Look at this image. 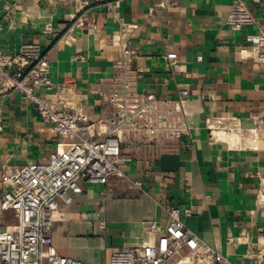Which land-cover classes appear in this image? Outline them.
<instances>
[{"label":"crops","instance_id":"crops-1","mask_svg":"<svg viewBox=\"0 0 264 264\" xmlns=\"http://www.w3.org/2000/svg\"><path fill=\"white\" fill-rule=\"evenodd\" d=\"M243 1L255 23L235 30L226 21L237 0H0L1 50L40 44L53 84L75 87L95 134L109 128L116 108L107 99L116 90L129 104L153 96L188 127L180 138L155 143L126 127L123 175L82 182L72 204H60L52 230L60 254L110 264L117 250L155 243L159 234L147 226L166 225L170 204L233 264H264V58L244 40L264 28V0ZM212 117L239 118L237 137L213 140L206 127ZM72 140L44 123L32 102L0 89L2 227L15 222L1 208L7 173L48 160Z\"/></svg>","mask_w":264,"mask_h":264},{"label":"built area","instance_id":"built-area-1","mask_svg":"<svg viewBox=\"0 0 264 264\" xmlns=\"http://www.w3.org/2000/svg\"><path fill=\"white\" fill-rule=\"evenodd\" d=\"M226 22L240 30L253 25L255 18L246 3L237 0ZM244 40L264 58V28L246 33ZM124 52L130 54L132 50L126 48ZM168 59L171 64L176 60L172 54ZM50 72V61L38 43H23L15 54L4 53L0 48V89L19 93L36 106L40 119L53 125L60 137L73 138L65 150L48 160L28 162L5 176L10 185L2 191L1 208L13 212L15 222L0 225V264H91L60 254L53 244L54 218L60 204H72L83 191L82 182L106 184L110 178L123 175L120 164L125 160L122 138L126 127L133 132L144 130L149 143L177 139L188 130L173 110L154 105L153 96L129 104L126 95L116 90L107 99L116 108L106 121L109 128L102 131L99 126L102 132L95 134L94 126L87 125L88 117L75 87L66 82L54 85ZM128 88L126 84L124 90ZM188 95L185 87L179 98L184 101ZM206 127L213 140L236 138L234 129L242 128L236 117L207 118ZM166 211V225L154 221L147 226L159 234L155 243H136L117 250L111 255L110 264H167L185 250L188 252L172 264H233L186 227L178 207L169 204Z\"/></svg>","mask_w":264,"mask_h":264}]
</instances>
